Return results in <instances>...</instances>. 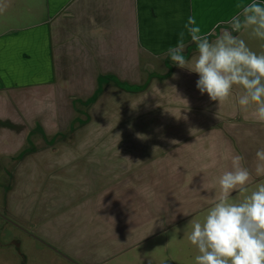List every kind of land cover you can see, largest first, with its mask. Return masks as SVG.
Segmentation results:
<instances>
[{
	"label": "rangeland",
	"instance_id": "obj_1",
	"mask_svg": "<svg viewBox=\"0 0 264 264\" xmlns=\"http://www.w3.org/2000/svg\"><path fill=\"white\" fill-rule=\"evenodd\" d=\"M7 3L0 12V209L9 202L16 203L19 196L25 199L20 201L31 200L41 206L49 198L51 187L59 185L58 177L66 175L57 169L67 160L98 157L99 167L104 170L110 158L122 154L117 148L121 141L133 143L143 137L139 129L143 123L130 121L125 128L116 126V119L123 115L122 105L111 101L116 94L104 95V84L111 81L127 84L129 65L149 60L157 63L150 68L161 75L173 70L170 63H163L165 56H155L150 49L133 46L128 52L119 46L114 51L113 42L117 38L107 28L123 27V15L119 17L121 20L116 19L115 3L112 5L111 0H7ZM126 9L134 11L128 4ZM135 35H140L139 30L132 39ZM238 35L257 54L264 52V40L253 37L250 30ZM188 51L195 52V45L189 46ZM165 81L170 83L168 78ZM235 102H229V106H235ZM240 112L252 118L253 124H245L240 116L242 127L250 126L253 134L236 140L237 153L255 170L256 151L264 148V127L255 121L251 109ZM61 120L75 124L76 128L68 133L54 129ZM40 148L41 157L34 153ZM21 159L24 163L18 183L23 178L31 181L23 185L14 183L15 178L12 183V172ZM120 178L115 179V186L125 187ZM174 178L185 181V170H177ZM256 178L264 183V177ZM254 181L251 176L250 182ZM195 182L194 205L198 207L203 197L209 196L210 189L206 187L214 180L195 175ZM199 184L206 187L199 189ZM257 187L254 185V189ZM105 196V204L98 206ZM172 199L170 189L157 201L158 205L169 207L168 218L146 207L147 201L144 205L137 200L130 203L127 193L106 190L99 199H91L81 208L76 206L54 218L58 226L78 216L86 227L78 235L74 231L51 230L45 225L37 230L28 225L33 231L25 230L35 238L26 236L23 230L15 232L23 245L24 238L28 241L31 254L47 246L76 250L75 254L83 255L92 264H194L197 250L175 236V231L185 230V224L179 221L182 215L176 213V208H171ZM97 209L101 215L96 221L90 215ZM5 219L13 222L9 214L0 211V227ZM42 251L49 261V250Z\"/></svg>",
	"mask_w": 264,
	"mask_h": 264
},
{
	"label": "crops",
	"instance_id": "obj_2",
	"mask_svg": "<svg viewBox=\"0 0 264 264\" xmlns=\"http://www.w3.org/2000/svg\"><path fill=\"white\" fill-rule=\"evenodd\" d=\"M260 1L264 4V0ZM251 2L252 0H111L112 5L115 3L116 19L121 20L119 17L123 15V27L107 28V31L117 38L113 42L114 51H118L119 46L128 49V52L133 46L150 49L155 56H165L163 63H170L173 70L161 75L150 68V65L156 66L157 63L149 60L137 66L129 65L130 77L126 81L127 84L118 81L104 84V95L116 94L111 101L120 102L122 105L120 109L123 115L121 118H115L116 126L125 128L130 121H137L139 125L143 123L139 126L143 133L142 139L133 143L121 141L117 148H120L122 154L117 158H110L104 170L99 167L98 157L90 160L78 157L67 160L57 169L66 175L58 177L59 185L51 187L49 198L43 201L41 206L31 200L20 201L25 199L19 196L20 199L16 198V203L9 202L5 207H1L0 211L9 214L13 222L5 219L0 227V264H92V261L83 255L75 254L78 251L68 248L55 250L44 247L49 250V261V257L42 251L44 248L41 251L33 250L31 254L28 251V241L24 238L23 245L20 235L15 231L23 230L26 236H31L25 230H32L28 225L36 230L45 225L51 230L74 231L78 235L86 228L85 224L80 223L78 216L74 215V220L66 225L59 223L58 226L53 222L54 218L67 214L76 206L81 208L91 199H99V195L106 190L127 193L130 203L137 200L144 205L147 201L146 207L154 208L169 218V207H162L157 201L171 189V208H176V213L182 215L179 221L185 224V230L175 231V236L190 244L189 222L202 220L212 199L219 196V177L224 171L231 169V157L240 155L237 153L239 148L236 140L241 139L243 135L253 134L250 126L242 127L240 116L244 118L245 124H253V120L250 116L241 115L234 94L218 109L216 102L210 101L207 94L201 95L196 88L198 76L173 65L164 53L169 46L177 43L178 34L189 16L195 17L197 25L206 33L218 22L234 15L238 11V3ZM127 4L134 8L132 13L126 9ZM125 25L133 27L130 29ZM138 30L140 35H135L132 39V35ZM191 45L194 44H189ZM193 54L194 52H185L187 58H191ZM136 59L141 63L138 57ZM167 78L170 83L165 81ZM233 101L236 105L229 106V102ZM154 114L157 116L150 118ZM55 128L68 133L76 126L61 120L54 125ZM34 153L41 157L43 149L40 148ZM21 161L22 159L12 172V183L15 178L14 183L23 185L31 181L23 178L18 183L24 163ZM242 163L255 177V181L249 182L250 189L247 193L237 191L232 194V200L235 202L244 199L242 194H250L254 185H260L255 170L251 168L253 165L246 159H243ZM179 169L185 170V181L175 180L174 174ZM195 175L212 177L214 180V183L207 187L203 184L210 189V194L203 197L202 205L198 207L194 205L197 202ZM118 177H121L119 181L125 187L115 186V179ZM163 185H167L168 189H163ZM201 188L202 184H199V189ZM47 201L54 204L45 205L44 202ZM105 201L106 196L98 206L105 204ZM100 215L101 211L97 209L90 217L97 221ZM72 224L74 227L69 228ZM24 246L26 250L23 249ZM35 254H38V257H33Z\"/></svg>",
	"mask_w": 264,
	"mask_h": 264
},
{
	"label": "clouds",
	"instance_id": "obj_3",
	"mask_svg": "<svg viewBox=\"0 0 264 264\" xmlns=\"http://www.w3.org/2000/svg\"><path fill=\"white\" fill-rule=\"evenodd\" d=\"M7 6V0H0V12ZM236 7L234 15L206 33L189 16L177 43L164 54L176 67L198 75L196 88L218 109L235 90L239 109H251L255 121L264 127V52L257 54L238 35L250 30L253 37L264 40V4L252 0ZM189 44L195 45L191 58L185 55ZM255 157V174L264 177V148ZM243 159L238 154L231 157V169L218 179L219 196L212 199L202 220L189 222L188 241L198 253L194 264H264V183L243 200H232L234 192H248L252 174Z\"/></svg>",
	"mask_w": 264,
	"mask_h": 264
}]
</instances>
